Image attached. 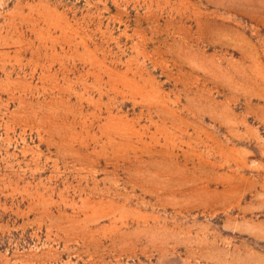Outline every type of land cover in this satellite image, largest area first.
<instances>
[{
	"label": "rangeland",
	"instance_id": "obj_1",
	"mask_svg": "<svg viewBox=\"0 0 264 264\" xmlns=\"http://www.w3.org/2000/svg\"><path fill=\"white\" fill-rule=\"evenodd\" d=\"M0 264H264V0H0Z\"/></svg>",
	"mask_w": 264,
	"mask_h": 264
}]
</instances>
